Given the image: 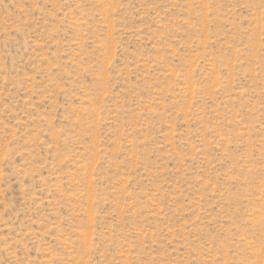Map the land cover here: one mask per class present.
<instances>
[{"label": "rangeland", "instance_id": "obj_1", "mask_svg": "<svg viewBox=\"0 0 264 264\" xmlns=\"http://www.w3.org/2000/svg\"><path fill=\"white\" fill-rule=\"evenodd\" d=\"M0 264H264V0H0Z\"/></svg>", "mask_w": 264, "mask_h": 264}]
</instances>
